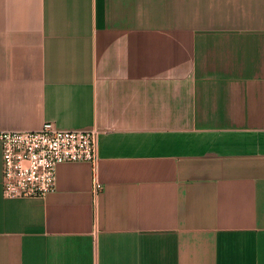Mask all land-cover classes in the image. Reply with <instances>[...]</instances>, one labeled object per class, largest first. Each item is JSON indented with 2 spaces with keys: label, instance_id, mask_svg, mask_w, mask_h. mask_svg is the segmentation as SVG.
Wrapping results in <instances>:
<instances>
[{
  "label": "crops",
  "instance_id": "0c3cea01",
  "mask_svg": "<svg viewBox=\"0 0 264 264\" xmlns=\"http://www.w3.org/2000/svg\"><path fill=\"white\" fill-rule=\"evenodd\" d=\"M46 120L98 160L6 197L0 148V264H264V0H0V130Z\"/></svg>",
  "mask_w": 264,
  "mask_h": 264
},
{
  "label": "built area",
  "instance_id": "2783aa9c",
  "mask_svg": "<svg viewBox=\"0 0 264 264\" xmlns=\"http://www.w3.org/2000/svg\"><path fill=\"white\" fill-rule=\"evenodd\" d=\"M98 129H63L46 120L33 129L0 130L1 189L6 197L43 196L54 190L60 162L95 165ZM102 187L94 180V192Z\"/></svg>",
  "mask_w": 264,
  "mask_h": 264
}]
</instances>
